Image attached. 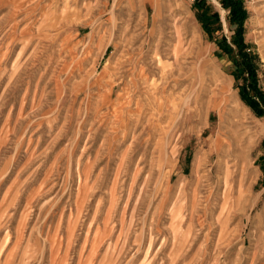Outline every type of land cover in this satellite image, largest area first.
Masks as SVG:
<instances>
[{"label": "rangeland", "instance_id": "obj_1", "mask_svg": "<svg viewBox=\"0 0 264 264\" xmlns=\"http://www.w3.org/2000/svg\"><path fill=\"white\" fill-rule=\"evenodd\" d=\"M207 1L0 0V264H264V114Z\"/></svg>", "mask_w": 264, "mask_h": 264}, {"label": "trees", "instance_id": "obj_2", "mask_svg": "<svg viewBox=\"0 0 264 264\" xmlns=\"http://www.w3.org/2000/svg\"><path fill=\"white\" fill-rule=\"evenodd\" d=\"M221 3L224 8L228 7L231 18L237 23V29L234 32L235 38L233 37V40L239 46V52L241 53L240 56L242 57L241 62H243L242 65L243 69L237 71L238 68L237 67L235 70L231 72V74H233L235 77H238V74L241 75L243 73V70H245L247 77L250 79V83L249 85H247L246 83L248 79L247 78L244 79L245 85H243L241 88V93H240L241 98L242 100L245 101V103L248 106H250L255 111L257 115H262L264 114V110L260 107V103L258 102L257 97L262 100V103H264V92L260 90L257 84L256 73L254 66L252 64L254 56L245 51L247 44L244 43L242 38L241 21L245 16L242 9V0H221ZM213 15L215 16L216 14ZM223 42L225 43V39L219 41V43H223ZM222 48L226 53L231 52V49L228 48V46L226 45H223ZM232 63L233 66L235 67L240 64V62H238V60L236 59H233Z\"/></svg>", "mask_w": 264, "mask_h": 264}, {"label": "crops", "instance_id": "obj_3", "mask_svg": "<svg viewBox=\"0 0 264 264\" xmlns=\"http://www.w3.org/2000/svg\"><path fill=\"white\" fill-rule=\"evenodd\" d=\"M194 4L198 8H200L201 13L207 12L209 7H210L207 0H197ZM223 56H225L227 58V55L223 54Z\"/></svg>", "mask_w": 264, "mask_h": 264}, {"label": "built area", "instance_id": "obj_4", "mask_svg": "<svg viewBox=\"0 0 264 264\" xmlns=\"http://www.w3.org/2000/svg\"><path fill=\"white\" fill-rule=\"evenodd\" d=\"M188 2H195L196 0H187ZM244 2H247V3H257V2H261L263 0H242Z\"/></svg>", "mask_w": 264, "mask_h": 264}, {"label": "bare ground", "instance_id": "obj_5", "mask_svg": "<svg viewBox=\"0 0 264 264\" xmlns=\"http://www.w3.org/2000/svg\"><path fill=\"white\" fill-rule=\"evenodd\" d=\"M260 6V5H259ZM106 46V45H105ZM116 60V59H115ZM111 62V61H110ZM107 68V67H106Z\"/></svg>", "mask_w": 264, "mask_h": 264}]
</instances>
